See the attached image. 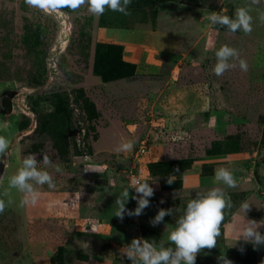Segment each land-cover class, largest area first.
Returning <instances> with one entry per match:
<instances>
[{
  "label": "rangeland",
  "instance_id": "374dc122",
  "mask_svg": "<svg viewBox=\"0 0 264 264\" xmlns=\"http://www.w3.org/2000/svg\"><path fill=\"white\" fill-rule=\"evenodd\" d=\"M242 6L253 17L250 32L207 20ZM260 11L264 0H131L127 12L105 7L101 14L87 3L40 8L0 0V134L9 139L0 198L13 201L0 213V264H130L121 247L134 237L166 240V225L180 214L153 225L159 208L180 209L213 186L232 206L211 248L233 264H264V244L229 246L246 218L264 219ZM223 44L239 56L218 76L212 68ZM129 138L133 149L117 152ZM141 139L146 152L134 160ZM29 153L38 161L47 154L61 171L48 166L55 187L36 186V202L21 207L23 194L9 190L7 178ZM219 167L233 171L234 188L215 181ZM131 169L154 193L140 215L120 217L115 201ZM129 192L126 208L134 209ZM243 200L250 202L246 218Z\"/></svg>",
  "mask_w": 264,
  "mask_h": 264
},
{
  "label": "clouds",
  "instance_id": "9594fccd",
  "mask_svg": "<svg viewBox=\"0 0 264 264\" xmlns=\"http://www.w3.org/2000/svg\"><path fill=\"white\" fill-rule=\"evenodd\" d=\"M25 2L30 6L40 8L67 6L73 9L87 3L90 12L101 14L105 11V7L113 11L127 12V6L131 0H25ZM257 2L258 0H252V3ZM252 19L250 9L243 6L238 7L234 16L231 17L216 11L210 12L207 16V20L213 25L219 24L226 26L230 31L235 32L239 29L245 33L251 31ZM259 19L264 21V11L259 12ZM238 56V51L234 47L228 44L221 45L215 50L216 63L212 71L218 76L223 74L228 68L236 66L232 60ZM239 66L246 71L248 67L246 60L240 58ZM134 144V139H122L117 145L116 151H130ZM8 148L9 139L0 134V157L7 155ZM48 166H52L56 172L61 171L60 166L54 164L47 154H42V159L38 161L36 154L29 153L22 158L15 172L8 176V189H16L23 194L19 206L36 202L38 198L36 186L47 184L49 188L55 187V180L48 170ZM84 168L96 170L86 166ZM214 178L215 181L221 182L228 188H234L237 184L233 171L226 167L217 168L214 172ZM167 182L172 183L173 179L168 176ZM129 188L134 189L131 195L132 199L137 201L134 209L126 208V201L130 196ZM153 193L154 189L148 183V179L137 180L128 184L117 195L115 201L117 208L114 214L120 217L126 212L128 215H140L149 205V198ZM12 202L11 199L0 198V213ZM231 206V199L226 196L225 190L221 187L213 186L206 190L195 191V194H191V198L187 199L180 209L161 207L151 218V223L155 225L163 221L166 214L173 216L174 211L180 213L174 224L166 225V240L162 239L156 242L134 237L129 243L121 247V254L129 258L130 264H194L196 254L201 249L211 248L217 244L220 224L224 218V209ZM249 207L250 202L248 200L240 202L239 210L245 218ZM246 220L247 223L242 225L234 243L229 246L240 240L250 242L254 247L264 244V232L260 230V227L264 225V219L246 218ZM218 260L219 264H233L223 254L218 257Z\"/></svg>",
  "mask_w": 264,
  "mask_h": 264
},
{
  "label": "water",
  "instance_id": "95a60500",
  "mask_svg": "<svg viewBox=\"0 0 264 264\" xmlns=\"http://www.w3.org/2000/svg\"><path fill=\"white\" fill-rule=\"evenodd\" d=\"M4 166V162L0 159V178L3 174ZM222 254L224 255L223 251L220 249L211 248L204 254L203 257L198 258L194 264H219L218 257H220Z\"/></svg>",
  "mask_w": 264,
  "mask_h": 264
},
{
  "label": "built area",
  "instance_id": "2783aa9c",
  "mask_svg": "<svg viewBox=\"0 0 264 264\" xmlns=\"http://www.w3.org/2000/svg\"><path fill=\"white\" fill-rule=\"evenodd\" d=\"M144 152H146L145 140L141 139L140 142L137 144L135 150L133 151L134 160H136V159H138V157L142 156L144 154ZM126 178H127V184H130V183L135 182L137 180L142 181L141 175L138 172L133 171V169H131L128 172V174L126 175ZM131 189L134 192V189L133 188H131Z\"/></svg>",
  "mask_w": 264,
  "mask_h": 264
}]
</instances>
